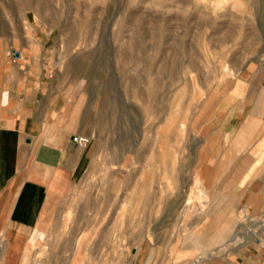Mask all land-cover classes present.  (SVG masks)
Masks as SVG:
<instances>
[{
    "label": "rangeland",
    "instance_id": "374dc122",
    "mask_svg": "<svg viewBox=\"0 0 264 264\" xmlns=\"http://www.w3.org/2000/svg\"><path fill=\"white\" fill-rule=\"evenodd\" d=\"M0 37L85 105L90 167L69 198L103 203L87 208L103 221L86 264H204L256 245L264 191L240 200L242 173L217 169L208 141L233 81L264 61V0H0Z\"/></svg>",
    "mask_w": 264,
    "mask_h": 264
},
{
    "label": "crops",
    "instance_id": "0c3cea01",
    "mask_svg": "<svg viewBox=\"0 0 264 264\" xmlns=\"http://www.w3.org/2000/svg\"><path fill=\"white\" fill-rule=\"evenodd\" d=\"M12 43L0 37V264H86L87 239L103 221V210L88 216L87 208L103 203L69 198L90 167L88 149L73 141L88 136L85 105L57 86L40 55L24 50L13 57ZM261 64L233 81L219 106L222 134L208 141L214 145L211 157L223 160L217 169L229 177L242 173V186L233 187L240 200L264 191V183L253 188L250 181L264 167ZM237 213L231 217L224 210L221 221L240 222ZM263 221L259 232H250L258 237L256 245L247 242L238 254L204 264H264Z\"/></svg>",
    "mask_w": 264,
    "mask_h": 264
},
{
    "label": "built area",
    "instance_id": "2783aa9c",
    "mask_svg": "<svg viewBox=\"0 0 264 264\" xmlns=\"http://www.w3.org/2000/svg\"><path fill=\"white\" fill-rule=\"evenodd\" d=\"M13 53L18 56L19 53L13 50ZM73 141L82 149H87L91 144V138L88 136L77 135L73 137Z\"/></svg>",
    "mask_w": 264,
    "mask_h": 264
},
{
    "label": "bare ground",
    "instance_id": "6f19581e",
    "mask_svg": "<svg viewBox=\"0 0 264 264\" xmlns=\"http://www.w3.org/2000/svg\"><path fill=\"white\" fill-rule=\"evenodd\" d=\"M200 186H202V185H200ZM198 187H199V186H198ZM200 190H201V189H200ZM201 194H202V193H201ZM201 194H200V195H201ZM204 194H205V193H204ZM202 197H203V198H206V195H204V196H202ZM202 197H201V198H202ZM263 222H264V221H263ZM262 224H264V223H262ZM255 231H256V229L254 230V232H255ZM201 258H202V257H198V259H197L196 261L198 262L199 260H201ZM194 264H196V263H194Z\"/></svg>",
    "mask_w": 264,
    "mask_h": 264
}]
</instances>
